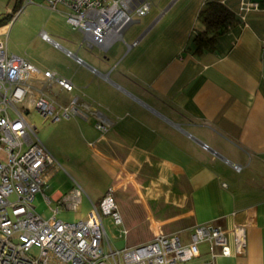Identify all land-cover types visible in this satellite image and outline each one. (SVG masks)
I'll list each match as a JSON object with an SVG mask.
<instances>
[{
	"label": "crops",
	"instance_id": "crops-1",
	"mask_svg": "<svg viewBox=\"0 0 264 264\" xmlns=\"http://www.w3.org/2000/svg\"><path fill=\"white\" fill-rule=\"evenodd\" d=\"M206 1L155 0L123 30V40L91 47L70 27L71 37L35 33L40 50L19 56L70 78L71 92L53 86L50 94L64 104L75 96L88 113L43 121L38 137L61 167L49 170L33 198L39 215L84 219L90 202L109 192L121 217L119 225L103 217L113 248L158 233L186 240L197 224H242L245 253L217 256L214 264H264V0H216L239 21L210 49L194 41ZM13 4L0 0V14ZM3 33L8 49L6 24ZM96 112L106 133L94 126ZM76 186L82 193L71 209L62 199Z\"/></svg>",
	"mask_w": 264,
	"mask_h": 264
},
{
	"label": "built area",
	"instance_id": "built-area-1",
	"mask_svg": "<svg viewBox=\"0 0 264 264\" xmlns=\"http://www.w3.org/2000/svg\"><path fill=\"white\" fill-rule=\"evenodd\" d=\"M43 1L72 30L81 32L87 47H91L99 40H123V30L144 16L155 0ZM40 36L52 41L44 31ZM261 49L264 51V37ZM53 86L66 92L74 88L70 78L41 70L8 51L6 34L0 35V264H214L217 256L245 253L246 226L242 224L231 228L197 224L186 240L177 233H158L141 244L113 248L105 237L103 217H109L115 225L121 224V217L109 192L98 203L90 202L84 219L63 221L39 215L33 198L43 191L49 170L61 166L40 141L26 113L32 108L49 122L88 118L86 107L75 96L68 103H59L50 94ZM94 115L95 128L106 133L108 123L99 113ZM233 167L240 169L237 164ZM81 193L76 186L62 201L74 209ZM201 245L206 246L203 256Z\"/></svg>",
	"mask_w": 264,
	"mask_h": 264
},
{
	"label": "rangeland",
	"instance_id": "rangeland-1",
	"mask_svg": "<svg viewBox=\"0 0 264 264\" xmlns=\"http://www.w3.org/2000/svg\"><path fill=\"white\" fill-rule=\"evenodd\" d=\"M43 5H45L43 0H31L28 3L22 1L13 13V17L16 16L15 19L6 21L9 51L20 49L21 53L17 55L23 56V52L30 55V51L40 50L41 45L34 36L39 30H45L48 33H50L48 30H55L66 37H71L74 34L60 14L50 11ZM10 8L12 9V6ZM26 119L36 126L38 136L41 137L43 119L32 108H29L26 113Z\"/></svg>",
	"mask_w": 264,
	"mask_h": 264
},
{
	"label": "trees",
	"instance_id": "trees-1",
	"mask_svg": "<svg viewBox=\"0 0 264 264\" xmlns=\"http://www.w3.org/2000/svg\"><path fill=\"white\" fill-rule=\"evenodd\" d=\"M13 1L12 11L0 14V26L5 25L6 21L12 18L14 11L23 0ZM198 19L204 29L195 34L194 41L198 48L203 46L209 49L212 48L217 36L234 27L239 21L232 11L216 0H207L204 3L198 13Z\"/></svg>",
	"mask_w": 264,
	"mask_h": 264
},
{
	"label": "water",
	"instance_id": "water-1",
	"mask_svg": "<svg viewBox=\"0 0 264 264\" xmlns=\"http://www.w3.org/2000/svg\"><path fill=\"white\" fill-rule=\"evenodd\" d=\"M75 58H78L76 54H74ZM205 148H208L206 145H204ZM210 149V148H209Z\"/></svg>",
	"mask_w": 264,
	"mask_h": 264
}]
</instances>
